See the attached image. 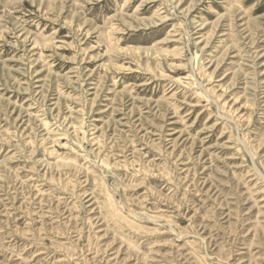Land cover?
I'll return each mask as SVG.
<instances>
[{"label": "rangeland", "instance_id": "rangeland-1", "mask_svg": "<svg viewBox=\"0 0 264 264\" xmlns=\"http://www.w3.org/2000/svg\"><path fill=\"white\" fill-rule=\"evenodd\" d=\"M0 264H264V0H0Z\"/></svg>", "mask_w": 264, "mask_h": 264}]
</instances>
